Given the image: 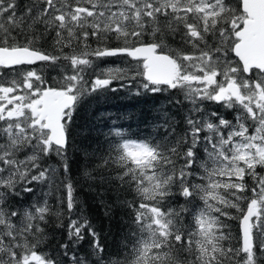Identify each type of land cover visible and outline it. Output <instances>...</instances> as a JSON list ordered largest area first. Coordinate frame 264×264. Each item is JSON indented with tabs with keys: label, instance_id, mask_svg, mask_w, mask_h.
I'll use <instances>...</instances> for the list:
<instances>
[{
	"label": "snow or ice",
	"instance_id": "obj_1",
	"mask_svg": "<svg viewBox=\"0 0 264 264\" xmlns=\"http://www.w3.org/2000/svg\"><path fill=\"white\" fill-rule=\"evenodd\" d=\"M121 90L149 130L78 141ZM0 264H264V0H0Z\"/></svg>",
	"mask_w": 264,
	"mask_h": 264
},
{
	"label": "trees",
	"instance_id": "obj_2",
	"mask_svg": "<svg viewBox=\"0 0 264 264\" xmlns=\"http://www.w3.org/2000/svg\"><path fill=\"white\" fill-rule=\"evenodd\" d=\"M158 103L155 97H137L127 90L109 93L107 99L101 98L99 105L93 104L87 111L78 114L76 124L80 127L76 130L79 134L77 139L79 141L82 137H87V142L95 148V141L103 142L105 135L114 126L122 127L128 135L136 133L143 135L149 130L144 121L151 118L152 105ZM84 194L85 192H82L87 214L96 224L98 231L102 229V242L106 243L111 250L122 241L128 230L129 218L125 215L124 209L117 208L113 213V218L109 219L104 215L103 208L98 201L88 193L90 199L87 202ZM231 223L235 225L237 222Z\"/></svg>",
	"mask_w": 264,
	"mask_h": 264
},
{
	"label": "rangeland",
	"instance_id": "obj_3",
	"mask_svg": "<svg viewBox=\"0 0 264 264\" xmlns=\"http://www.w3.org/2000/svg\"><path fill=\"white\" fill-rule=\"evenodd\" d=\"M84 192H85V194H84V195H85V197H86V199H87V202H88V201H89V199H90V198H89V194H88L86 191H84ZM84 201H85V200H84Z\"/></svg>",
	"mask_w": 264,
	"mask_h": 264
}]
</instances>
